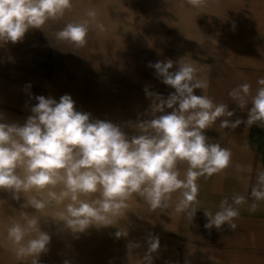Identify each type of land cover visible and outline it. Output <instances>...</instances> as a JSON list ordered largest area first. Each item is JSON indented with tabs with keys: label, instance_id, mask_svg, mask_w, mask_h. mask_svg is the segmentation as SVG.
<instances>
[{
	"label": "crops",
	"instance_id": "crops-1",
	"mask_svg": "<svg viewBox=\"0 0 264 264\" xmlns=\"http://www.w3.org/2000/svg\"><path fill=\"white\" fill-rule=\"evenodd\" d=\"M89 10L97 12L105 31L91 26L82 48L56 38L67 23L87 19ZM168 60L170 71L192 64L206 84L194 94L227 104L234 111L229 119L244 121L234 130L220 129V118L205 130L209 142L228 148L232 157L222 172L197 181L193 218L175 211L179 192L167 209L154 212L134 194L115 226L72 233L50 217L57 211L54 204L36 213L22 207L23 194L16 200L0 189V264H31L33 259L18 262L7 239L6 227L21 211L40 217V229L51 237L39 264H144L149 235L160 242L152 264H264V202L255 212L242 206L235 231L227 224L219 230L204 227V211L215 213L222 199L240 194L251 203L256 173L264 170V126H247L251 103L242 110L229 96L242 83H249L254 94L256 81L264 77V0H208L202 8L188 0H72L62 18L30 28L21 42L0 46V122L23 125L35 96L59 101L68 94L77 111L117 124L131 138L140 134L138 122L152 118V99L144 89L165 98L175 91L148 67ZM186 169V163L178 164L181 178ZM119 228L127 235L117 238ZM129 242L140 247L130 250Z\"/></svg>",
	"mask_w": 264,
	"mask_h": 264
},
{
	"label": "clouds",
	"instance_id": "clouds-1",
	"mask_svg": "<svg viewBox=\"0 0 264 264\" xmlns=\"http://www.w3.org/2000/svg\"><path fill=\"white\" fill-rule=\"evenodd\" d=\"M188 3L202 8L208 0ZM71 8L72 0H0V46L21 42L30 28L41 29ZM97 15L89 10L87 19L67 23L56 38L84 47L91 26L105 31ZM148 67L154 68L162 83L175 91L165 98L144 89L152 99V118L138 122L140 134L131 138L119 125L77 111L68 94L59 101L51 96H35L37 103L23 125L0 122V189L11 192L16 200L23 194L27 199L22 207H31L36 213L54 204L57 211L50 217L63 222L72 233H83L91 226H115L134 194L154 212L167 209L172 194L179 192L175 211L193 218L198 210L197 181L222 172L232 157L228 148L210 143L205 130L220 118V129L234 130L244 121H231L234 111L227 104L194 94L206 84L197 79L192 64H180L175 71H170L171 60L149 63ZM256 84L254 94L249 83L229 92L240 109L251 103L247 126H264V77ZM180 163L187 164L183 178L178 170ZM250 196L251 203L244 195L236 194L231 201L222 199L215 213L204 211V227L219 230L227 224L235 231L240 208L247 205L249 212H255L264 202V170L257 171ZM39 223L36 214L21 211L6 227L18 262L33 258L31 264H39L38 257L47 251L51 237ZM126 235L127 231L120 228L115 233L117 238ZM147 244L143 262L152 264V254L160 248L159 238L149 235ZM128 247L131 250L140 244L129 242Z\"/></svg>",
	"mask_w": 264,
	"mask_h": 264
}]
</instances>
